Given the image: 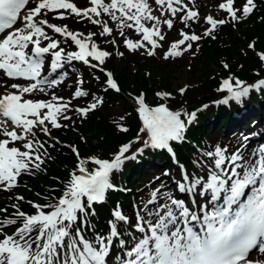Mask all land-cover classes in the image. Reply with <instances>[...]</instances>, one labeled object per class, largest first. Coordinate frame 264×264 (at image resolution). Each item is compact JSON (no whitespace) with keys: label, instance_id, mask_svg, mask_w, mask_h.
Returning <instances> with one entry per match:
<instances>
[{"label":"snow or ice","instance_id":"1","mask_svg":"<svg viewBox=\"0 0 264 264\" xmlns=\"http://www.w3.org/2000/svg\"><path fill=\"white\" fill-rule=\"evenodd\" d=\"M215 7L223 18L201 15L197 0H86L83 7L75 0H0V191L12 193L23 176L45 172L49 149L61 145L53 130L75 128L73 114L82 122L103 106L104 97L89 91L82 73L70 98L58 95L56 89L68 86L66 66L79 62L97 82L101 76L94 73L103 75L105 92L121 91L107 68L113 52L97 38L113 45L121 58L125 51H119L118 37L128 53L155 58L163 50L165 61L189 53L195 57L199 42L216 40L225 26L235 29L259 10L257 0H219ZM69 19L99 31L73 30L64 23ZM201 22L204 30L197 33L193 25ZM173 31L179 38L169 41ZM247 48L264 63V50L256 52L255 42ZM222 67L230 71L227 62ZM216 90L227 93L216 103L241 104L252 91H264V78L247 83L229 75ZM186 91L187 86L181 87L179 94ZM155 95L162 101L155 106L143 93L132 96L141 127L135 140L123 143L110 159L85 158L76 145H61L76 163L59 196L38 192L41 203L13 195L9 205L0 207V264H109L116 245L118 264H264L253 258L255 253L264 256V145L247 152L250 136L243 135L234 150L210 146L190 162V171L175 145L185 142L188 127L208 105L174 110L167 103L173 99L170 92ZM88 98L86 106L73 104ZM123 120L115 121V127L127 133ZM133 144L142 146L133 150ZM146 149L170 155L177 175L166 170L163 176L172 186L161 181L131 217L117 203L101 233L93 221L95 205L118 190L114 174Z\"/></svg>","mask_w":264,"mask_h":264},{"label":"trees","instance_id":"2","mask_svg":"<svg viewBox=\"0 0 264 264\" xmlns=\"http://www.w3.org/2000/svg\"><path fill=\"white\" fill-rule=\"evenodd\" d=\"M259 10L248 20L240 23L235 29L231 25L225 26L222 31L223 35L216 40L205 38L200 42V55L207 58V64L211 62H227L230 65V71L225 70L222 66L219 68V72L216 75L209 76L205 81H201L199 84L187 89L186 93L181 96L178 91L172 89L168 80L161 82L156 80L155 76H159L164 71L158 66H150L146 61L138 62L139 68L132 73L127 64H124L118 68L112 60L109 61L110 68L116 74V80L121 89L119 93L108 92L104 95L108 98H119L124 102L119 113L116 116L109 115L106 104L100 107L97 111L90 114V118L84 120L78 127V130L62 129L53 131V135L59 136L61 141L67 144H76L79 148L81 156L87 157L89 155H97L102 158L110 159L115 151L123 143H129L135 140L137 133L139 132V118L135 112V108L129 102L128 96L130 94L143 93L146 98V102L149 104L155 103L157 99L155 93L157 88H163L172 94V104L177 107H183L184 111H192L208 104L207 101L214 100V108H211L207 113H197V119L195 124H191L186 131V140L183 144H176L175 151L182 162H184L189 168L191 167V161L198 157L202 150H208L210 146H213L214 141L217 139L216 132L208 127V124L215 120L216 127L218 129H224L228 125V119L224 116L225 111L221 105L216 103L219 98L222 97V93L216 91L211 97L203 98L196 103L187 104L185 102L186 96L193 91L199 90L202 86H209L214 89L220 86L218 83L219 76L234 75L246 82L257 80L264 75V63H262L252 50L247 49V43L255 42L256 52L264 50V20L260 18L264 16V0H257ZM237 31L239 38L243 40V47L246 51H236L234 48V42L230 38V32ZM127 62V59L125 60ZM243 65V67H240ZM148 67L149 74H145L143 70ZM257 73L260 76L257 77ZM101 76V81H96L97 90H100L103 84V76L101 74H95ZM250 94L249 98L255 102L260 110L264 112V91L260 92L261 98H257ZM245 107V103H241ZM236 108V107H235ZM123 116L122 123L125 127L129 128L127 133H121L115 127V121ZM222 120L223 125L217 123ZM226 130V129H224ZM223 136H225L223 134ZM81 137L86 140L81 139ZM213 138V140H207V138ZM225 137L220 138L224 140ZM139 144H133V148ZM150 155V154H149ZM155 155L165 164L169 165V160L159 153L155 152ZM51 159L46 161L45 172H38L36 176H23L20 181V187L17 191L20 195H23L25 199H32L37 202L43 203L44 201L36 196V193L44 195H56L59 196L60 189L63 186V182L66 180L69 171H71L76 163V157L66 148H55L50 150ZM142 167L140 165H130L125 168L124 172H117L113 176V182L128 188H134L136 180L141 174ZM140 178V177H139ZM27 185V187H25ZM56 191L53 192L52 190ZM132 191V189H131ZM137 193V190H136ZM6 194H4V197ZM135 196L134 190L129 194H123L122 192L109 194V205L114 206L119 200H122L121 205L125 209H130L129 197ZM12 202L6 198L0 203V207H5ZM3 204V205H2ZM120 204V202H119ZM23 210L28 211L29 206L22 205ZM97 215L93 218L94 223L97 225V230L107 231V219L109 218V206H95ZM117 247V245H116ZM115 250V248H114ZM113 250V251H114Z\"/></svg>","mask_w":264,"mask_h":264},{"label":"rangeland","instance_id":"3","mask_svg":"<svg viewBox=\"0 0 264 264\" xmlns=\"http://www.w3.org/2000/svg\"><path fill=\"white\" fill-rule=\"evenodd\" d=\"M219 2V0H211V1H207L204 2L201 0H197V3L200 5V11H201V15L204 14H208V13H212L213 15H215L217 18H223V13L220 12L215 5ZM70 27L73 30H80V31H84L85 33H87L88 31H99L98 27H95L89 23H86L85 26H76V25H72L69 24ZM177 28L181 27V25L177 24L176 25ZM205 25H203V23L201 22L200 24H195L193 25V30L196 31L197 33H202L204 30ZM224 33V31H220V36H222ZM179 38L176 34L175 31L170 32L168 35V40L171 41L173 39H177ZM230 38L232 39V41L234 42V48L236 51H246V48L243 47V40H241L239 38V35L237 33V31L232 30L230 32ZM98 39V43L101 44V46L103 48H105L106 50L113 52V56L111 58L108 59L107 61V67L110 66L109 61L112 60L114 62V64H116L118 66V68L124 64H127L130 71L132 73H134L138 68V62H143L146 61L150 66H158L159 68L163 69V73L160 74L159 76H155L156 80H159L161 82H165L166 80H168L171 84V87L173 90L178 91L181 87H185L187 86V89H190L191 87L199 84L201 81H205L209 76L213 75V74H217L219 71L220 66H222V61L219 62H210L208 64L207 67H205V65L207 64V58L203 55H200V51L197 53V55L195 57H192L191 54H185V56L183 58H178L176 60H169V61H165L162 59V51L163 50H159L161 52V55L155 58H149L147 56H141L139 54H132V53H128L126 52V50L123 48V44L120 41V38L118 37V43L120 44L119 46V51H125V56L123 58L115 55L117 49L111 45V44H106L104 43L102 38H97ZM200 43V42H199ZM167 47V44L165 45V48ZM68 50H73L71 48H69ZM127 59V62L125 61ZM111 67V66H110ZM110 69V68H109ZM69 70V69H68ZM73 68L70 70L72 71ZM111 70V69H110ZM112 71V70H111ZM114 73V78L116 79V74L114 71H112ZM143 72L145 74H149V69L148 67H146ZM83 74V78L86 80L87 84L86 87L89 89L90 92H93L99 96H101V92H105L103 89L104 87H106V85H104V87H101V89L98 91L97 90V86H96V80L92 79V76L90 75V71L89 69H87L86 67L84 69H82L80 72L75 73L73 75V78L71 77V79H69L67 81V85L68 86H62L59 89H56L58 95H62L65 98H70L72 92L74 91V80L76 78L77 75L79 74ZM226 77L220 76L219 77V81L220 83L222 82V79H224ZM97 90V91H96ZM214 88L209 87V86H202L199 88V90L197 91H193L190 94H188L186 96V103H192V102H198L199 100L203 99V98H207V97H211V95H213L215 93ZM112 90H109L108 92H111ZM157 91H165V89L163 88H157ZM105 92V93H108ZM104 97V104H106V108L107 111L109 113V115L111 114L112 116L116 115L117 113H119V111L121 110L122 106L124 105V102L119 99V98H108L105 95H103ZM37 98H42V97H37ZM131 99V96H130ZM90 98L88 99H81L79 101H74L73 104L74 106H86V104L89 102ZM162 101L156 100L155 104L160 103ZM131 103L134 105V103L131 100ZM167 103L169 104L170 107H172L174 110L175 107L172 106V102L171 100L167 101ZM103 104V105H104ZM212 105L209 104L208 109L212 108L210 107ZM135 107V105H134ZM256 106H254V110L256 111ZM201 109V108H200ZM200 112H206L204 109L201 110ZM74 118L77 119V124L75 126V128L69 127V129L71 130H78V127L81 125V121L78 119L77 114H73ZM264 118V115H263ZM252 128L253 126L250 125ZM233 130L231 131V133H235V147H238L241 143H242V136L243 135H248L249 133L244 132L243 128H246V125L243 126V122L237 119L233 120ZM259 130H255L252 134H258ZM242 134H241V133ZM222 133L221 130H219V134H218V141L220 139V134ZM55 136V135H53ZM57 137L60 141V137L59 136H55ZM41 139H45V137L42 136L41 134ZM207 140H213V138L207 139ZM51 143V141H49ZM63 142V141H61ZM63 145V144H62ZM58 148H64L61 145L57 146ZM67 149V148H66ZM51 149H49L50 151ZM71 152V151H70ZM145 152H147L145 150ZM132 161V160H131ZM131 161H127L125 163V165L123 166L122 169H124L125 167H128L130 165ZM161 165V160L155 159L153 161V166L148 167L149 170H147L146 172L148 173H153L154 171H156V174H152V176H150V174H144L145 176H142L141 178V184L143 186H145L146 188H149L150 190H148V197L150 195V192L159 187L161 181H163L165 184H167L169 187H171V182H170V178L168 179H163L160 176V173H158L157 167ZM121 169V170H122ZM177 169V168H174ZM192 170V169H191ZM172 176H175L174 173H172ZM156 177H160V180H156ZM17 192H13L10 194V196L16 195ZM18 194V193H17ZM181 197H183V194H180ZM147 198V197H146ZM145 198V199H146ZM144 199V201H145ZM2 200V199H1ZM130 200H134L135 205H139L141 204L142 201L137 200V199H133L131 198ZM127 227V226H125Z\"/></svg>","mask_w":264,"mask_h":264},{"label":"bare ground","instance_id":"4","mask_svg":"<svg viewBox=\"0 0 264 264\" xmlns=\"http://www.w3.org/2000/svg\"><path fill=\"white\" fill-rule=\"evenodd\" d=\"M205 1V0H204ZM206 2V1H205ZM219 71V70H218ZM213 75H216V74H213ZM213 75H211V76H213ZM219 100V99H218ZM208 102V101H207ZM193 103H196V102H192V103H188V104H193ZM209 103V102H208ZM250 119V118H249ZM257 119H260V117H258L257 116ZM227 125H231V123H228ZM209 128H211L212 130H216L215 132H218L217 130H219L217 127H216V124H215V121H213V122H211L210 124H209V126H208ZM253 128V127H252ZM247 131H249V129H246ZM259 132V131H258ZM162 164H164V163H162V161H161V165ZM164 166H165V164H164ZM142 167V166H141ZM145 167L146 166H144V167H142V170H145ZM163 167L161 166V167H159L158 169H162ZM146 189V188H145ZM143 191V190H142ZM143 196H141V198H142Z\"/></svg>","mask_w":264,"mask_h":264}]
</instances>
